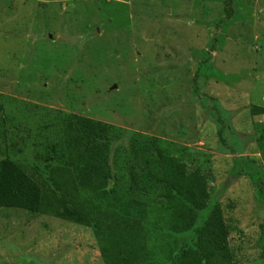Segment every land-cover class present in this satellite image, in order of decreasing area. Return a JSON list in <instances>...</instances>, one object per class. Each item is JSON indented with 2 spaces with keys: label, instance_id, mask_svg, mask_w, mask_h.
Here are the masks:
<instances>
[{
  "label": "rangeland",
  "instance_id": "1",
  "mask_svg": "<svg viewBox=\"0 0 264 264\" xmlns=\"http://www.w3.org/2000/svg\"><path fill=\"white\" fill-rule=\"evenodd\" d=\"M255 106L264 108V0H0V161L34 165L40 144L79 117L107 126L115 173L154 145L200 168L211 204L173 237L177 252L221 205L244 264H264ZM0 264L105 262L93 227L4 208Z\"/></svg>",
  "mask_w": 264,
  "mask_h": 264
},
{
  "label": "trees",
  "instance_id": "2",
  "mask_svg": "<svg viewBox=\"0 0 264 264\" xmlns=\"http://www.w3.org/2000/svg\"><path fill=\"white\" fill-rule=\"evenodd\" d=\"M253 113L264 115V108L255 106ZM62 122L59 138L40 144L34 165L0 161V209L93 227L105 264L250 261L240 254L241 246L237 251L231 244L230 224L221 205L214 206L196 229L195 246L176 251L173 237L193 231L200 213L211 204L210 179L200 168L191 170L150 145L127 162V174L115 173L106 125L79 117ZM112 196L115 203L110 207L105 203Z\"/></svg>",
  "mask_w": 264,
  "mask_h": 264
},
{
  "label": "water",
  "instance_id": "3",
  "mask_svg": "<svg viewBox=\"0 0 264 264\" xmlns=\"http://www.w3.org/2000/svg\"><path fill=\"white\" fill-rule=\"evenodd\" d=\"M117 86H115L113 89H116Z\"/></svg>",
  "mask_w": 264,
  "mask_h": 264
}]
</instances>
